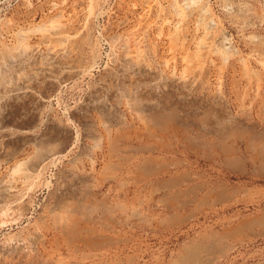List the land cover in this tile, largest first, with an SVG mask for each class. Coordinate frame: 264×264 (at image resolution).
I'll return each instance as SVG.
<instances>
[{
    "label": "rangeland",
    "instance_id": "obj_1",
    "mask_svg": "<svg viewBox=\"0 0 264 264\" xmlns=\"http://www.w3.org/2000/svg\"><path fill=\"white\" fill-rule=\"evenodd\" d=\"M169 1L0 0V67L19 32L35 53L27 97L0 86V264H264V0Z\"/></svg>",
    "mask_w": 264,
    "mask_h": 264
},
{
    "label": "bare ground",
    "instance_id": "obj_2",
    "mask_svg": "<svg viewBox=\"0 0 264 264\" xmlns=\"http://www.w3.org/2000/svg\"><path fill=\"white\" fill-rule=\"evenodd\" d=\"M171 2V6H174V1L173 0H171V1H169V3ZM168 3V2H167ZM147 4H149V3H147ZM54 5V4H53ZM170 5V4H169ZM149 6V5H148ZM177 8V7H176ZM178 9H179V7H178ZM172 10V9H171ZM180 11H181V9H180ZM179 11V12H180ZM174 12H176V10L174 11ZM201 12V11H200ZM181 13V12H180ZM180 13H177V15H179V17H182V15L180 14ZM175 14V13H174ZM59 16V15H58ZM176 16V15H175ZM187 18V17H186ZM181 19V18H180ZM54 21V20H53ZM180 21V20H179ZM182 21V20H181ZM5 22V21H4ZM171 22V21H170ZM11 23V22H10ZM49 23V22H48ZM54 23V22H53ZM67 23V22H66ZM169 23V22H168ZM174 23V22H173ZM172 23V24H173ZM177 23H178V21H177ZM3 24H5V23H3ZM50 24V23H49ZM0 25H2V24H0ZM7 25V24H6ZM165 25V24H164ZM67 26V25H66ZM167 26V25H166ZM168 26H169V24H168ZM181 26V25H180ZM6 27V26H5ZM49 27V26H48ZM47 27V28H48ZM53 27V26H52ZM54 27H56L57 29H54V30H56V32H54V33H49L47 36L46 35H44V40L45 39H50V38H55L54 40H55V44H53V45H50V43H49V45L48 44H45V46L46 45H48L47 46V48H46V52H45V55H43V57L42 58H44L45 59V64L46 65H48V66H52V67H54V64H58V66H59V64L62 66V65H64L63 63L64 62H66V60L62 63L61 61L65 58V57H67V55L68 54H70L69 53V49L65 46V42H67V39L63 36V35H66V34H62L61 33V27H64L63 26V24H62V26L60 25V26H56V25H54ZM173 27V26H172ZM202 27V26H201ZM10 28V27H9ZM33 28V27H32ZM36 28V27H35ZM51 28V27H50ZM58 28H60V29H58ZM182 28V27H181ZM7 29V28H6ZM11 29V28H10ZM37 29V28H36ZM46 29V28H45ZM62 29H64V28H62ZM141 29H142V27H141ZM140 29V31H142ZM170 29V28H169ZM178 29H180V28H178ZM205 29V28H204ZM208 28H206V30H207ZM31 30V29H30ZM38 30V29H37ZM10 31V30H9ZM12 31V30H11ZM16 31V30H15ZM14 31V32H15ZM23 31V30H22ZM33 31H34V29H33ZM33 31H32V33H33ZM44 31V30H43ZM53 31V30H52ZM64 31V30H63ZM88 31V30H87ZM134 31V30H133ZM133 31H130V32H126V33H124L123 35H121V36H117V37H114V38H110V40H108L109 42H108V44H109V46H110V51H111V55H112V68H118L117 70H119V68H120V70H122V68L124 69L125 67L126 68H130V67H132L136 62H137V60H139V59H141V56H142V47H141V39H140V36H142V35H140V36H135V34L134 33H136V30H135V32L133 33ZM169 31V30H168ZM18 31H16V33H17ZM170 32V31H169ZM174 31L172 30V33H173ZM4 33V32H3ZM7 33H8V31H7ZM47 33V32H46ZM64 33V32H63ZM11 34H13L14 36H15V33H12L11 32ZM26 33H24V32H19V33H17V37H18V39H17V37L15 36V38H16V40L18 41L19 40V42L16 44V46L17 47H15L14 49L15 50H13V48H11V50H10V52H8L7 54H6V56H5V63H6V66L5 67H7L9 70H7V71H9V73L7 74V75H9V76H6V75H3V79H1L0 80V86H2L1 87V90H2V88H3V86L5 85V84H10L11 86H12V91L14 92V94L16 95V97L17 96H20L21 97V95L23 94H27V93H25L26 92V90H24L23 92H21L22 90L20 89V88H22L21 86H20V84L22 85V83L24 84V82H26L27 80H33V79H35V78H33V79H31L30 78V75H28L29 77H27V79L26 80H24L23 79V77L21 76V72H20V70H22L27 64V66H29V64L31 63V62H34V60H35V53H34V49L31 47V45L29 46L28 45V43H27V36L26 35H28V34H26ZM29 34H31V32L29 33ZM34 34H35V32H34ZM41 34H42V32H41ZM2 35V34H1ZM169 35V34H168ZM170 35H171V32H170ZM183 35V34H182ZM41 37H42V35H41ZM170 37V36H169ZM175 37H176V35H175ZM174 37V38H175ZM178 37V36H177ZM185 37V36H184ZM0 38H1V36H0ZM29 39H30V37H28ZM40 39V38H39ZM52 39V40H53ZM170 39V38H169ZM184 39V38H183ZM205 39V38H204ZM15 40V41H16ZM54 40H53V42H54ZM181 40V39H180ZM201 40V39H200ZM2 41V40H1ZM40 42H41V40H39ZM46 41V40H45ZM47 41H50V40H47ZM171 41V40H170ZM169 40H168V42H170ZM173 41H176V39H173ZM173 41H172V43H173ZM178 41V40H177ZM177 41H176V43H177ZM182 41V40H181ZM186 41V40H185ZM205 41V40H204ZM52 42V43H53ZM69 42V41H68ZM179 42V41H178ZM37 43V42H36ZM65 43V44H64ZM6 44V43H5ZM4 44V45H5ZM41 44H42V42H41ZM68 44H70V43H68ZM180 44H182V43H180ZM201 44V43H200ZM36 45V44H35ZM172 45V44H171ZM178 45V44H177ZM3 46V45H2ZM13 46V45H12ZM71 46V45H70ZM168 46H169V44H168ZM176 45H172V48H170L173 52H175L174 50H178V49H176V47H175ZM180 47H181V45H179ZM182 46H183V44H182ZM203 46V45H202ZM206 46V45H205ZM209 46V45H208ZM11 47V46H10ZM9 47V48H10ZM200 46H198L197 48H196V51H195V53H194V55H193V58H190L189 59V57H192L191 55L189 56V57H180L182 60H184V67H182V69L184 68V74L185 75H188V77L189 76H192V71H193V67L194 66H196V69L198 68V69H200L199 67H200V65H198V63H199V61H200V59H201V55H202V53L200 52V48H199ZM1 48V47H0ZM5 48V47H4ZM2 49V51L4 50L3 48H1ZM44 50H45V48H43ZM70 49H71V47H70ZM200 49V50H199ZM13 50V51H12ZM72 51V50H71ZM170 51V50H169ZM202 51V50H201ZM206 51V50H205ZM4 52V51H3ZM191 52V51H190ZM210 52V51H209ZM1 53V52H0ZM171 53V52H170ZM177 53V52H176ZM211 53V52H210ZM38 55H40L39 53H37ZM44 54V53H43ZM186 54V53H185ZM183 55V54H182ZM42 56V55H41ZM171 56H172V54H171ZM185 56V55H184ZM186 56H188V55H186ZM40 57V56H39ZM207 57V56H206ZM37 58H38V56H37ZM41 59V58H40ZM1 60V59H0ZM38 60V59H37ZM70 60V59H69ZM181 60V61H182ZM225 61V60H224ZM1 62V61H0ZM38 62H39V60H38ZM38 62H36V63H38ZM1 63H3V62H1ZM43 63V62H42ZM62 63V64H61ZM183 63V62H182ZM196 63V64H195ZM201 63V62H200ZM207 63V62H206ZM40 64V63H39ZM195 64V65H194ZM204 64V63H203ZM34 65H35V63H34ZM41 65V64H40ZM66 65V64H65ZM141 65V64H140ZM144 65H145V63H144ZM143 65V66H144ZM31 66H33V65H31ZM31 66H29V67H31ZM42 66L43 65H41L40 67L42 68ZM57 66V67H58ZM142 66V65H141ZM4 67V68H5ZM51 67V68H52ZM67 67H69V66H67ZM140 67V66H139ZM3 68V67H2ZM1 67H0V69H2ZM4 68H3V70H4ZM45 68V67H44ZM43 68V69H44ZM51 68H50V70H51ZM59 68H60V66H59ZM62 68V67H61ZM71 68V67H70ZM42 69V70H43ZM46 69H49V68H45L44 70H46ZM64 69V68H63ZM110 69V68H109ZM147 69H149V68H147ZM217 69V68H216ZM28 70V69H27ZM116 70V69H115ZM128 70H130V69H128ZM132 70V69H131ZM134 70V69H133ZM5 71V70H4ZM4 71H2L1 70V73L3 72V74H5V72ZM26 71V70H25ZM48 71V70H47ZM135 71V70H134ZM141 71V70H140ZM139 71V72H140ZM148 71V70H147ZM182 71V70H181ZM18 72H20L19 73V75H17L18 74ZM40 72H41V70H40ZM108 72V71H107ZM106 72V73H107ZM114 72V71H113ZM116 72V71H115ZM124 72H127V71H124ZM153 72V71H152ZM23 74H25L24 72H22ZM28 73H30V72H28ZM34 73V72H33ZM42 73H43V71H42ZM120 75H121V73L122 72H118ZM141 73V72H140ZM145 72H143V74H144ZM155 73V72H154ZM171 73H173V72H171ZM170 73V76H172V78H174V76H173V74H171ZM182 73V72H181ZM31 74H32V72H31ZM35 74V73H34ZM34 74H32L33 76H31V77H34ZM47 74V73H46ZM110 74V73H109ZM112 74V73H111ZM117 74V73H116ZM118 74V75H119ZM145 74H147V73H145ZM150 74V73H149ZM184 74H179V76L176 78L177 79V81L180 83V82H183L184 80L183 79H181V78H183V76H184ZM195 74V73H194ZM197 74H199V73H197ZM196 74V75H197ZM26 75V74H25ZM117 75V76H118ZM141 75H142V73H141ZM181 75V76H180ZM202 75H204L203 73H202ZM2 76V75H1ZM0 76V77H1ZM4 76H6V77H4ZM27 76V75H26ZM107 76V75H106ZM109 76V75H108ZM151 76V75H150ZM153 76V75H152ZM201 76V75H200ZM9 77V78H8ZM11 77V78H10ZM25 77V76H24ZM167 77V76H166ZM166 77H164V78H166ZM175 77H176V75H175ZM185 77V76H184ZM193 77H194V75H193ZM197 77V76H196ZM199 77V76H198ZM202 77V76H201ZM47 78V77H46ZM60 78V77H59ZM111 78H113V77H110V79ZM122 78H124V77H122ZM153 78V77H152ZM167 78H169V77H167ZM185 78H187V77H185ZM115 79V78H114ZM155 79H156V77H155ZM157 80V79H156ZM169 80H171V79H169ZM182 80V81H181ZM192 80H196V79H192ZM187 81H188V79H187ZM186 81V82H187ZM198 81V80H197ZM35 82V80L32 82V84ZM116 82V81H115ZM160 82V81H159ZM38 83V82H37ZM162 83V82H161ZM160 83V84H161ZM163 83H165V82H163ZM175 83H177L176 81H175ZM185 83V82H184ZM28 84V86H29V82L27 83ZM27 84H24L25 86L27 85ZM31 84V85H32ZM166 84V83H165ZM168 84V83H167ZM166 84V85H167ZM195 84V83H194ZM171 84H169V86H170ZM177 85V84H176ZM205 85V84H204ZM23 86V85H22ZM24 86V87H25ZM187 86V85H186ZM7 87H8V85H7ZM23 87V88H24ZM10 88V87H9ZM22 88V89H23ZM27 88V87H26ZM26 88H24V89H26ZM124 88V87H123ZM28 89V88H27ZM193 89V88H192ZM219 89V88H218ZM19 90H21V91H19ZM125 90V89H124ZM186 89H184V91H185ZM188 90V89H187ZM2 91H4V90H2ZM1 91V92H2ZM12 91H9V92H12ZM183 91V92H184ZM13 92H12V94H13ZM190 92H192L191 91V88H190ZM194 92V91H193ZM4 93V92H3ZM13 94V95H14ZM28 95V94H27ZM27 95H26V97H27ZM30 95V94H29ZM2 95H0V99L2 98L1 97ZM4 97V96H3ZM7 97H10V96H7ZM13 97V96H12ZM11 97V98H12ZM20 97H18V98H20ZM24 98V97H23ZM217 99V98H216ZM135 100V99H134ZM34 101V100H33ZM2 102H5L4 100H2ZM1 105H2V103H1ZM0 105V106H1ZM3 106H4V104H3ZM2 109V108H1ZM0 109V110H1ZM3 114V113H2ZM0 117H2L1 116V113H0ZM2 119V118H1ZM44 138V137H43ZM45 139V138H44ZM38 147V146H37ZM48 149V148H47ZM49 150V149H48ZM36 152V151H35ZM39 153H41V151H39ZM44 153H46V152H44ZM43 153V154H44ZM46 154H44V156H45ZM49 155V154H48ZM37 158H40V156H36ZM43 157V156H42ZM35 159V158H34ZM41 159V158H40ZM36 160H38V159H36ZM35 160V161H36ZM32 162H33V160H31ZM30 161V162H31ZM29 162V161H28ZM17 167V166H16ZM22 172V171H21ZM20 172V173H21ZM22 173H26V172H22ZM24 177V176H23Z\"/></svg>",
    "mask_w": 264,
    "mask_h": 264
}]
</instances>
